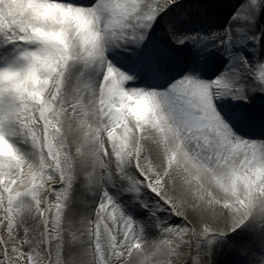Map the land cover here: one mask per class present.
Returning <instances> with one entry per match:
<instances>
[{
    "label": "snow or ice",
    "instance_id": "snow-or-ice-1",
    "mask_svg": "<svg viewBox=\"0 0 264 264\" xmlns=\"http://www.w3.org/2000/svg\"><path fill=\"white\" fill-rule=\"evenodd\" d=\"M217 10L0 0V264H264V0Z\"/></svg>",
    "mask_w": 264,
    "mask_h": 264
},
{
    "label": "rangeland",
    "instance_id": "rangeland-1",
    "mask_svg": "<svg viewBox=\"0 0 264 264\" xmlns=\"http://www.w3.org/2000/svg\"><path fill=\"white\" fill-rule=\"evenodd\" d=\"M225 14V8L224 7H219L217 10V18H222V21L226 19V14Z\"/></svg>",
    "mask_w": 264,
    "mask_h": 264
},
{
    "label": "bare ground",
    "instance_id": "bare-ground-1",
    "mask_svg": "<svg viewBox=\"0 0 264 264\" xmlns=\"http://www.w3.org/2000/svg\"><path fill=\"white\" fill-rule=\"evenodd\" d=\"M81 2H87V0H81ZM218 20L222 21V18H218ZM220 68H222V65L218 63L212 68V71H219Z\"/></svg>",
    "mask_w": 264,
    "mask_h": 264
}]
</instances>
